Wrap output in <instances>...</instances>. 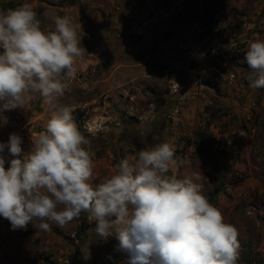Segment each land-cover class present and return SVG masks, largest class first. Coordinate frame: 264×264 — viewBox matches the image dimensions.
<instances>
[{"label": "rangeland", "instance_id": "obj_1", "mask_svg": "<svg viewBox=\"0 0 264 264\" xmlns=\"http://www.w3.org/2000/svg\"><path fill=\"white\" fill-rule=\"evenodd\" d=\"M23 2L0 0V10ZM36 10L53 27L58 15L82 26L86 53L60 103L96 153L93 183L167 142L184 161L176 175L202 171L204 194L238 229V264H264V89L248 87L243 59L264 40V0H37ZM49 118L39 96L0 112V142L16 133L27 154ZM94 227L86 213L51 231L11 230L0 217V264H125L115 237Z\"/></svg>", "mask_w": 264, "mask_h": 264}, {"label": "clouds", "instance_id": "obj_2", "mask_svg": "<svg viewBox=\"0 0 264 264\" xmlns=\"http://www.w3.org/2000/svg\"><path fill=\"white\" fill-rule=\"evenodd\" d=\"M36 3L0 10V112L23 109L39 96L50 113L27 154L16 133L0 142V217L11 230L31 224L51 231L52 223L63 228L86 213L100 238L115 237L125 264H238V229L204 194L202 171L176 175L184 161L173 145L140 149L93 183L96 153L74 108L60 103L76 78L77 58L86 53L82 26L58 15L53 27ZM243 59L248 87L264 89V40L249 42ZM87 127L92 134L98 130ZM5 150L12 157L7 168ZM81 253L91 258L89 244Z\"/></svg>", "mask_w": 264, "mask_h": 264}, {"label": "built area", "instance_id": "obj_3", "mask_svg": "<svg viewBox=\"0 0 264 264\" xmlns=\"http://www.w3.org/2000/svg\"><path fill=\"white\" fill-rule=\"evenodd\" d=\"M218 50L217 49H213V53L217 54Z\"/></svg>", "mask_w": 264, "mask_h": 264}]
</instances>
